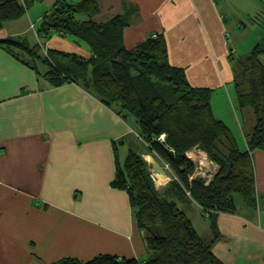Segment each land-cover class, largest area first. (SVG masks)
I'll use <instances>...</instances> for the list:
<instances>
[{"label":"crops","instance_id":"1","mask_svg":"<svg viewBox=\"0 0 264 264\" xmlns=\"http://www.w3.org/2000/svg\"><path fill=\"white\" fill-rule=\"evenodd\" d=\"M56 1L37 2L21 18L0 23V42L40 45L42 57L34 62L19 52L21 60L0 44V264H51L65 258L89 262L100 254L144 261L149 252L129 192L113 183L129 153L142 155L149 167L148 156L159 159L140 136L138 121L134 128L128 121L132 116L119 114L120 105L106 104L82 80L57 86L46 77L51 64L45 57L53 53L83 60L93 55L86 43L59 33L49 38L38 34ZM97 2L98 23L135 10L123 30L127 49L163 34L169 62L183 68L193 86L214 90V115L225 122L218 97L234 98L233 63L264 38V0ZM37 21L41 24L35 30ZM250 30L257 38L250 40ZM225 123L240 148L248 149L238 115ZM251 155L256 205L237 200L235 213L217 216L220 238L213 252L226 264H264V150L254 149ZM187 156L197 165L191 179H212L216 166L204 151L193 149ZM181 202L187 214V209L197 211L198 224L188 216L211 242L214 232L203 208L189 197Z\"/></svg>","mask_w":264,"mask_h":264},{"label":"trees","instance_id":"2","mask_svg":"<svg viewBox=\"0 0 264 264\" xmlns=\"http://www.w3.org/2000/svg\"><path fill=\"white\" fill-rule=\"evenodd\" d=\"M43 1L0 0V23L21 18L35 3ZM99 10L97 0L55 2L39 34L49 38L59 33L86 43L93 55L88 60L64 52L53 53L54 58L44 56L51 64L46 77L57 86L82 80L106 104L120 105L119 114L137 119L139 134L150 152L160 162H167L174 176L160 190L142 155L131 152L118 165L113 184L129 192L149 252L146 260L100 254L89 262L65 258L51 264H226L213 252L220 238L217 216L235 213L237 199L253 206L257 203L251 152L264 150V38L239 62L234 79L239 107L255 117L253 130L245 133L248 149L243 150L232 129L214 115L213 90L193 86L185 70L169 62L163 34L127 49L123 30L135 10L98 23L94 17ZM1 43L21 60L20 54L32 57L34 62V58H42L40 45L30 48L13 39ZM164 82L170 86L168 96L172 95V100L155 92V86ZM162 134L165 139H158ZM194 148L203 150L218 165L209 183L202 176L191 179L196 163L187 152ZM168 149H173L175 155L171 156ZM185 197L193 199L210 215L214 232L211 242L201 237L180 208L178 200Z\"/></svg>","mask_w":264,"mask_h":264},{"label":"rangeland","instance_id":"3","mask_svg":"<svg viewBox=\"0 0 264 264\" xmlns=\"http://www.w3.org/2000/svg\"><path fill=\"white\" fill-rule=\"evenodd\" d=\"M38 7H40V10H43V9H45V6H38ZM34 9V8H33ZM40 10H36V13H40L41 11ZM33 12H35V10H32ZM40 24H41V21H37L36 22V27H35V30H38L39 29V27H40ZM264 24V23H263ZM264 28V27H263ZM232 31V30H231ZM39 34V33H38ZM249 34H250V40H253V39H255V38H257V34H254L253 33V31L252 30H250V32H249ZM246 35L247 34H244L243 35V38H241V40H244L245 38H246ZM242 42H244V41H242ZM244 44L245 43H243V46H244ZM243 46H242V48H243ZM243 50H245V49H243ZM244 52V51H243ZM240 57H242V58H240ZM240 57H239V59H236L235 60V62L233 63L234 64V66H235V68H236V70L238 69V67H239V62L244 58V55H243V53L242 54H240ZM52 58H54V56H52ZM34 60H36L37 61V59L36 58H34ZM262 60H263V62H264V57H262ZM55 61H57V60H55ZM49 64L50 63H48L47 65L49 66ZM51 66V65H50ZM50 69H51V67H50ZM83 82V81H82ZM169 85L168 84H166L165 82L164 83H159V84H157V86H155V92L156 93H161L162 95H165L166 96V98H169V100H172L174 97H172V95H169L168 96V91L170 92V90H169ZM213 90V89H212ZM213 93H214V90H213ZM212 97H213V95H212ZM231 98H232V100H231ZM234 99H235V102H234ZM213 100V99H212ZM212 100H211V103H212ZM218 106L220 107V109H221V112H222V114H223V116H224V120H225V122H231L232 121V116H233V118L235 119V114L236 115H238V118L241 120V123H243V132H244V134L247 132H251V130H253V128H254V123H255V117H254V115L251 113V111H245V113H243L242 112V110H241V108L239 107V105H238V100H237V95H236V91L234 92V98L233 97H230L229 95H227L226 97L224 96L223 97V95H219V97H218ZM213 102L215 103V100H213ZM236 119H237V117H236ZM128 121H129V124H131L134 128H138L137 127V119L134 117V116H132V118H130V119H128ZM228 124V123H227ZM244 129H245V131H244ZM246 136V135H245ZM241 139L243 140L244 138L243 137H241ZM132 140H133V138H132ZM136 140V139H135ZM134 140V141H135ZM136 142H137V140H136ZM248 144V143H247ZM194 149H199V148H194ZM139 150H141V149H139ZM201 150V149H200ZM203 151V150H202ZM162 164H163V166H165V168H166V170L170 173V176L172 177L171 178V180L173 179V172H172V170H171V168H170V165L167 163V162H162ZM217 164L215 163V166H216ZM150 169V173H151V176L153 177V179H154V181H155V184H156V187H158V188H160V190H163V188H162V185H163V183L162 184H159L158 183V179H157V173L153 170V168H152V166L150 165V167H149ZM215 168H218V165L215 167ZM196 171H197V165H196ZM215 172H214V174L216 173V171H217V169L216 170H214ZM213 176L214 175H212V178H213ZM207 179V178H206ZM170 180V181H171ZM169 181V182H170ZM168 182V183H169ZM165 183V182H164ZM237 200H239V199H237ZM178 202H180L181 204H182V202H181V199H179L178 200ZM183 208H185V207H183ZM185 210V209H184ZM188 211V214H189V216H191V218H193V220H194V222H195V224H198L197 223V221H196V215H197V211H195L194 209H187ZM206 215H207V217H209L210 215H208V213L206 212L205 213ZM199 230H202L201 229V227L199 228Z\"/></svg>","mask_w":264,"mask_h":264},{"label":"water","instance_id":"4","mask_svg":"<svg viewBox=\"0 0 264 264\" xmlns=\"http://www.w3.org/2000/svg\"><path fill=\"white\" fill-rule=\"evenodd\" d=\"M168 152L171 156L175 155V151L173 149H168ZM151 165L153 166L152 168L156 173H162L167 177L166 181L171 180V177L168 176L167 174L166 168L163 167L159 161L157 162L151 161ZM157 179L159 180L158 175H157Z\"/></svg>","mask_w":264,"mask_h":264},{"label":"bare ground","instance_id":"5","mask_svg":"<svg viewBox=\"0 0 264 264\" xmlns=\"http://www.w3.org/2000/svg\"><path fill=\"white\" fill-rule=\"evenodd\" d=\"M147 158H148L149 160L153 161V159H152L150 156H148ZM157 175H158V178H159V180H158V183H159V184H162V183H164V182L166 181L167 177H166L164 174H162V173H157Z\"/></svg>","mask_w":264,"mask_h":264},{"label":"built area","instance_id":"6","mask_svg":"<svg viewBox=\"0 0 264 264\" xmlns=\"http://www.w3.org/2000/svg\"><path fill=\"white\" fill-rule=\"evenodd\" d=\"M158 139H160V140H164L165 139V134H162V135H160V137L158 138ZM217 166V165H216ZM165 167V166H164ZM217 169V168H216ZM215 169V170H216ZM211 180H208L207 179V183H209Z\"/></svg>","mask_w":264,"mask_h":264},{"label":"clouds","instance_id":"7","mask_svg":"<svg viewBox=\"0 0 264 264\" xmlns=\"http://www.w3.org/2000/svg\"><path fill=\"white\" fill-rule=\"evenodd\" d=\"M210 159V158H209ZM212 161V160H211Z\"/></svg>","mask_w":264,"mask_h":264}]
</instances>
